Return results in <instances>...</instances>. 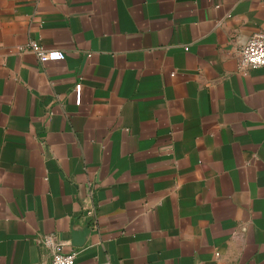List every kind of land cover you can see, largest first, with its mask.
<instances>
[{"label": "crops", "instance_id": "1", "mask_svg": "<svg viewBox=\"0 0 264 264\" xmlns=\"http://www.w3.org/2000/svg\"><path fill=\"white\" fill-rule=\"evenodd\" d=\"M256 31L264 0H0V264H50L44 234L75 264H264Z\"/></svg>", "mask_w": 264, "mask_h": 264}, {"label": "built area", "instance_id": "2", "mask_svg": "<svg viewBox=\"0 0 264 264\" xmlns=\"http://www.w3.org/2000/svg\"><path fill=\"white\" fill-rule=\"evenodd\" d=\"M20 49L33 52L40 62L62 60L65 58L63 51L45 49L36 40L28 41ZM238 59L241 68L264 66V31H256L247 38L238 52ZM80 88L81 84H76L75 90L78 97ZM38 241L47 250L50 257V264H75L77 252L74 250L65 251L56 235L44 234L38 237Z\"/></svg>", "mask_w": 264, "mask_h": 264}]
</instances>
